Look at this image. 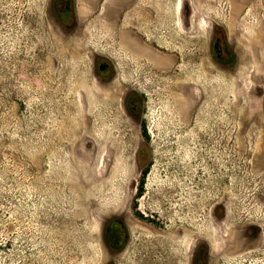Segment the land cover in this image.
<instances>
[{"label": "rangeland", "instance_id": "1", "mask_svg": "<svg viewBox=\"0 0 264 264\" xmlns=\"http://www.w3.org/2000/svg\"><path fill=\"white\" fill-rule=\"evenodd\" d=\"M0 264H264V0H0Z\"/></svg>", "mask_w": 264, "mask_h": 264}, {"label": "flooded vegetation", "instance_id": "2", "mask_svg": "<svg viewBox=\"0 0 264 264\" xmlns=\"http://www.w3.org/2000/svg\"><path fill=\"white\" fill-rule=\"evenodd\" d=\"M127 24L132 25L131 27H133V28L137 27L135 25V23H133V22H128ZM128 31H130L131 33H135V34H137V35L140 36V34L138 33V31H136V30H131V29L126 30V29H124L122 32H127L128 33Z\"/></svg>", "mask_w": 264, "mask_h": 264}, {"label": "bare ground", "instance_id": "3", "mask_svg": "<svg viewBox=\"0 0 264 264\" xmlns=\"http://www.w3.org/2000/svg\"><path fill=\"white\" fill-rule=\"evenodd\" d=\"M89 139H90V137H89ZM92 142H93V141H92ZM93 150H95V149H93ZM88 151H89V150H88ZM88 151H87L86 153H89ZM86 153H85V154H86ZM93 153H94V152H93ZM85 156H86V155H85ZM90 156H91V155H90Z\"/></svg>", "mask_w": 264, "mask_h": 264}]
</instances>
